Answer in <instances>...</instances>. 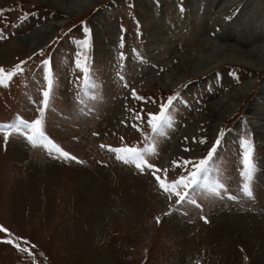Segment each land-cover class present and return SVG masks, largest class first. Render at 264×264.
Listing matches in <instances>:
<instances>
[{
	"label": "rangeland",
	"instance_id": "rangeland-1",
	"mask_svg": "<svg viewBox=\"0 0 264 264\" xmlns=\"http://www.w3.org/2000/svg\"><path fill=\"white\" fill-rule=\"evenodd\" d=\"M224 1L97 0L68 15L39 0H0V49L16 40L27 47L0 56L6 70L25 61L23 72L0 85V124L13 123L17 115L37 118L50 70L44 131L76 157L33 147L15 132L5 143L0 131V226L12 233H0V241L21 237L29 241L21 247L31 252L0 242V264H264V138L249 118L264 128V64L226 62L185 76L178 62L183 54L192 57L216 46L215 37L228 35L225 42L235 44L230 27L246 29L251 15L254 27L264 26V0H238L229 9L221 8ZM59 19L52 38L31 49L30 32ZM85 39L88 46L82 47ZM249 78L254 80L236 110L221 119L211 113L214 100ZM132 90L144 99H134ZM177 93L165 135L152 133L146 122L140 124L143 132L132 126L130 110L143 109L146 119ZM145 135L155 137V152L147 159L167 168L169 180L187 174L173 168V160H199L220 139L196 186L199 207L176 205L150 171L108 150L145 147ZM247 144L251 180L242 175ZM121 179H140L158 200L138 198ZM245 183L251 197L243 191Z\"/></svg>",
	"mask_w": 264,
	"mask_h": 264
},
{
	"label": "snow or ice",
	"instance_id": "snow-or-ice-1",
	"mask_svg": "<svg viewBox=\"0 0 264 264\" xmlns=\"http://www.w3.org/2000/svg\"><path fill=\"white\" fill-rule=\"evenodd\" d=\"M183 10V9H181ZM85 32H88V29H85ZM4 38L2 33H0V39ZM89 41L85 39L81 42L82 47H87ZM42 51V50H41ZM81 54L78 53V59L76 61V66L79 68L81 67L79 56ZM122 55V54H121ZM25 63V61H21L20 63L16 64L12 70H6L4 67L0 66V85H6V82L9 81L14 75L17 73L23 72V68L21 65ZM45 65H49L50 61L45 60L43 61ZM84 72H88V68L84 66ZM45 80L47 81L48 90L42 91V104L43 107H39L37 111L39 115L37 118L28 121L21 118L19 115L16 116L15 121L11 124H0V131L4 132V140L5 143L7 142L8 136L11 132L22 134L27 141H29L33 147H43L46 148L49 152L55 150L60 156L68 159L75 160L76 157L70 156V154L66 151H63L58 145H56L46 134L44 131V113L48 107L50 93L53 85V80L51 77V71L46 70L45 72ZM94 86V85H93ZM132 97L136 100H142L143 97L137 95L135 90H132ZM179 99V94L170 95L167 98L166 102H162L159 105V110L155 113L148 112L147 117L142 115L143 109L140 111L130 110V113L133 118V127H135L138 131L143 132V129L140 127V124L146 122L147 126L151 129L152 133H155L158 136L165 135V128L171 127V116H170V108L173 106L174 102ZM137 121L139 123H137ZM223 135V132L220 133ZM123 140V137L121 138ZM146 141L145 147L139 146H129L127 144H122L119 147H111L108 146V150L116 154V158L121 160L125 164H134L135 167L140 170L141 172L150 171L151 175L154 177L158 189L166 195L167 199L175 201L176 205H181L184 202L191 203L193 205L197 204L196 199L194 198L196 194V186L199 183V179L202 174H206L208 171L209 162L212 160L216 145H219L220 139L217 138L215 144L213 145L212 149L207 152V155L199 160H188V159H180V160H173L171 162V166L173 168H185L186 175H180L175 179L169 180V171L167 168L158 167L156 164L150 162L147 159L148 155H151L155 152V137L149 138L147 135L144 136ZM194 139V138H193ZM151 140L150 146L147 142ZM195 142V139H194ZM200 143H205V140L199 141ZM101 147H105L101 145ZM185 151H190V149H185ZM252 147L251 144H247V151L244 156V169L245 171L242 175L246 176L248 180L252 179V172H253V164H252ZM190 166V170L189 169ZM220 187H223L220 185ZM243 191L248 196H252V191L247 183L243 185ZM230 199H235V196H230ZM170 213H165L168 215ZM157 222H159V217L157 218ZM0 233H6L7 236L11 237L12 233L5 227L0 226ZM24 245H29V241L23 239L21 237H16L15 240L13 239H4L0 242L13 245L17 248L18 251L22 253H29V247H21V242ZM31 247H35V245H31Z\"/></svg>",
	"mask_w": 264,
	"mask_h": 264
},
{
	"label": "bare ground",
	"instance_id": "bare-ground-1",
	"mask_svg": "<svg viewBox=\"0 0 264 264\" xmlns=\"http://www.w3.org/2000/svg\"><path fill=\"white\" fill-rule=\"evenodd\" d=\"M39 1H42L44 3H48L54 7H57L58 9H60V11L66 13L68 15H70V14L76 15L79 12H82V10L89 7L91 4L95 3L97 0H39ZM236 3H238V0H226L223 2L221 8L229 9V8L235 6ZM249 17L251 19L250 18H248L249 20L247 19V21L245 23L246 29H242L243 27H241L240 24L238 25L239 26L238 28L234 25L230 27L232 30L231 32L236 34L235 41H237V42L235 44H233V43L228 44L225 42V40H227V39L230 40V38H229L230 36H228V35L219 36V37H217L218 39L215 37V39L212 40V42H216V44H214L216 46H213L211 49H209L207 51H202L199 49L198 52H200V54L197 52L192 57H190L189 55L183 54L178 59V62L180 65H182L183 67L186 68V73L184 75L185 76L199 75V74L205 72L206 70L210 69L211 67L219 65L221 63L225 64L226 62H231V63L233 62L235 64L236 63H242L245 65L251 66L253 68L254 67L257 68L259 66H262L264 64V26H262L260 29L254 27L253 24L255 22H253L252 20H254V17H256V15H251ZM55 21H53V22L50 21L46 24L44 23V25H41L38 28H36L30 32L32 34V38L30 40L31 49L34 47L37 48L40 45L45 44L46 42H48L52 38L53 31L55 29L54 27L59 26L60 23L63 22L61 19L55 20ZM148 21L149 22H147V23L150 26H152L153 25V19L152 20L150 19ZM156 23H158V22H156ZM156 23H155V25H156ZM252 27H253V29H252ZM243 30H246V31H243ZM27 37H29V36L27 35ZM18 42L22 43L20 40H16L15 42H9L8 45L5 47V48H7L5 51H4V48L0 49V56L4 55V57H5L9 53H13L16 49L21 50V49L27 48L26 45H24V44L18 45ZM198 42L199 41L197 39H195V43H198ZM253 80H254V78H249L246 81L244 80L245 82L242 83V85L237 86L236 90L224 92V94L220 95L212 103L211 113L213 115L217 116L218 119H221L222 117H228L229 114L237 107L240 100H242L244 98L245 94L249 91ZM262 85H263L262 88H264V83ZM263 94L264 93H262V95ZM262 100L264 101V96H263ZM249 118H251V122L253 123V126L255 128L256 127L258 129L260 128V134L264 138V128L261 125V123L256 121V119L253 117V115H251ZM252 118H253V120H252ZM213 125H216V123H214ZM262 173L264 174V169H263ZM121 180H122L123 186L129 187L128 190L132 189V191H134V195H136L138 198L143 199L145 197L146 199H148V201H151L152 203H156V201L158 200L157 198H159V196L157 194H154L156 196L155 197L152 192L150 193L147 190H145V188H144L145 183L142 184L143 181H141L140 179H138V180L135 179V181L131 180V179H130L131 181L129 179L128 180L121 179ZM139 193H140V195H139ZM94 257H96V255ZM103 258L100 257V259H103ZM98 259L99 258H97V260ZM108 262H110V261H108ZM99 264H100V262H99Z\"/></svg>",
	"mask_w": 264,
	"mask_h": 264
}]
</instances>
